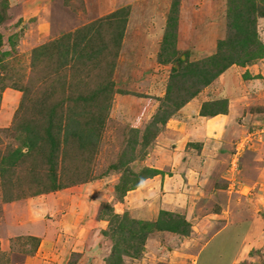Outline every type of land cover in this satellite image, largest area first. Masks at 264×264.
Returning <instances> with one entry per match:
<instances>
[{"label": "rangeland", "instance_id": "1", "mask_svg": "<svg viewBox=\"0 0 264 264\" xmlns=\"http://www.w3.org/2000/svg\"><path fill=\"white\" fill-rule=\"evenodd\" d=\"M18 1L19 3H14L8 10V1L0 0V18H2L0 19V170L4 168L1 164L3 157L10 150L20 146L22 142L21 136L24 133L22 134L18 129L25 124V121L43 134L48 115L45 112L49 108L48 105H45L47 100H50L51 107L56 100L79 95L99 99V101L93 103L90 101V106L98 120H105L103 127L99 125L102 128V143L89 155L87 153L82 155L75 146L70 145L69 160L63 165V169L60 167L58 170V182H63L67 186L66 188H71L62 193L64 197L88 194L92 199L99 201L102 215L100 218L106 220L110 216V208L115 212L112 205L120 201L115 192V186L120 181L122 171L116 172L112 170V165L117 162L127 144L129 129L137 128L139 125L146 127L158 109L159 98L163 97L166 92L171 64L164 65L159 63L157 54L160 46L157 42L161 33L159 29L163 28L165 30L167 26L170 14L168 7L171 9L172 4L175 1L178 2L175 11L177 19L176 47L182 53H186L190 60L196 61L210 55L211 52L208 51L209 45L226 36L228 1L224 8L222 4L211 5L209 3L211 0L206 1V3H203L205 1L192 0V4L189 3V0H142L145 1L143 6L141 0H138L139 2L122 3L120 7L118 3L120 0H30L25 6L26 11L23 6L21 7L20 0ZM103 3H105L104 6ZM154 6H157V8H154ZM122 7L130 9L128 19H132V24H127L118 55H114L115 48L111 49L112 53L107 54L104 52L102 61L96 68L93 63L84 67L82 65L84 63L83 59H76L70 56L72 58L70 66L61 67L60 70L56 68L57 64L63 61V58L60 57L63 47H57L59 40L64 41L67 35L75 33L83 26L100 20ZM222 12L225 13L223 16ZM141 13H147L146 17H143L141 21H137L136 19L140 18L137 15ZM259 24V34L264 41L263 21L261 20ZM98 30L95 29V33H101ZM223 34L224 36H222ZM109 35H106V42L109 46H112ZM202 42L206 43L204 46L207 49L201 50L199 48L200 51L191 49L192 44H201ZM44 45L49 46L45 55L38 59L34 58L35 48ZM97 46H99V43L95 47L98 48ZM195 49L198 50L197 47ZM113 63L116 65L114 70L112 69ZM110 81H114L117 92L114 93L115 88L102 92L101 89H104ZM142 85H148V87L143 90ZM128 94L139 97L138 101L123 100L122 96ZM197 110L196 106H186L181 111V117L178 116L176 118V115L174 116L176 123L188 120L189 125L192 122L190 121L192 120L191 118L193 116L196 117ZM59 119L60 116L59 118L56 117L55 122L59 123ZM239 133V138L243 140L245 133L243 130H239ZM240 144L244 147L242 141ZM158 146L155 142L153 148L155 150L152 149V153H155L154 151L157 150L156 147ZM188 146L191 147L193 145L188 143L185 149L183 150L184 146H182L180 151L185 152ZM257 147L256 154H252V156L260 153L264 154V148ZM149 149L146 150V155L143 159L141 157H144V150L142 151V148L138 146L135 150V159L128 167L136 173L140 172L144 167H149L146 164L150 152ZM247 156V153L244 154V158L239 162L240 166H238V169L239 173L241 172L242 174H239V176L238 172H235V176L233 175L238 180V176L249 178L255 172L258 175L256 177H259L260 171L258 170L261 168L263 170L264 168V163L260 162L258 170L254 164L252 165L253 168L250 169L248 163L244 162L245 159L247 160ZM40 162L36 163L39 169L41 164L44 167V162ZM26 163L18 166V168L13 167V169H10L8 167L6 174L0 175L3 177V180L0 179V185L6 197H4L5 201H7L9 196L15 198L22 195V197L30 196L33 191L39 189V184L37 186L33 178H35L34 175L36 174V179H40L38 174H41L39 173L41 171L39 169H37L38 172L33 171L32 168L36 165L30 164L28 161ZM224 163H228V161L225 159ZM165 165L164 168L166 167ZM163 171L168 172L167 168ZM161 175H163V172ZM228 178H232L231 175ZM259 180L260 183L264 182V178ZM224 181L221 182L225 186L228 182H231V179L226 180L227 183ZM88 182L92 183L85 185ZM46 183V186H48L47 181ZM242 184L239 187L240 189H236V184L232 186V189L235 188L237 190L236 199L238 198L239 201L236 202V208L234 209L233 205L230 213L228 212L230 221L237 218L241 219L244 209L246 212L249 211L248 213L251 216L256 213L251 207V201L244 199L245 197L251 199L250 193L256 191L253 189L250 192V189H243ZM249 186L252 187L253 183L250 182ZM113 189L114 191H112ZM232 191L235 192L234 190ZM260 194L255 198L257 203H263L259 213H257V218L261 217L264 221V202H258ZM212 202H215V200L209 201L207 204L211 205ZM84 203V199H79L76 203L78 205L77 208H79L77 213L79 216L82 213L80 210L85 207ZM200 213L203 217L208 214V212L204 211ZM81 221L84 222L86 220L82 219ZM221 221L225 224L227 219ZM216 225L209 229L208 233L216 232L219 229L217 228L218 224ZM245 227L238 226L237 228L234 226L232 230H226L219 236L218 241H221L224 237H228L231 241L234 237L239 236L240 238L247 231ZM109 228L108 222L105 231H108ZM105 231L103 230L101 233L104 238L107 237ZM206 236L209 238L208 234ZM216 246L217 243L213 242L210 247L204 250L200 264H230L231 255H233L232 247L229 245L228 248L231 252L220 258V256L216 255ZM220 246L221 244H218V247ZM190 247L192 246H188V249ZM168 248V246L166 249L161 248V250L157 251V254L155 253L156 255L154 254L156 256L154 260L156 264H191V261L181 263V261L173 260L176 259L174 256H166ZM180 248H183V246H180ZM193 248L196 251V247ZM262 250L252 249L250 256L238 264H264V253ZM194 251L193 249L190 250L192 254H194ZM127 260H131L130 257H125V264Z\"/></svg>", "mask_w": 264, "mask_h": 264}, {"label": "crops", "instance_id": "2", "mask_svg": "<svg viewBox=\"0 0 264 264\" xmlns=\"http://www.w3.org/2000/svg\"><path fill=\"white\" fill-rule=\"evenodd\" d=\"M7 1L8 10L14 3H19L18 0ZM29 1L20 0L25 11ZM198 1L206 3L209 0ZM125 2L139 1L120 0L119 7ZM144 2L141 0L142 6ZM226 2L227 0H211L209 3L222 4L225 8ZM189 3L192 4V0H189ZM169 10L168 7V12ZM146 14L137 15L140 18L136 20L141 21ZM224 14L222 12V16ZM131 20L128 24H132ZM262 21L264 26V19ZM159 30L161 33L157 43L160 46L164 30L163 28ZM215 43L216 41L209 45L208 51L211 53ZM194 45L191 47L194 51H200L199 48L207 49L204 46L206 43L203 42ZM147 87L148 85H142L143 90ZM122 97L126 101H138L139 98L129 94ZM216 99L228 100V113L216 116L200 115L202 105ZM191 105L198 108L196 117L191 118L192 122L189 125L188 120H182L177 124L175 119L181 117V111L186 106ZM182 110L176 114V118L172 117L165 126L166 129L164 127L156 138V145L159 146L156 147L155 153H152L155 142L149 149L151 153L149 152L146 164L150 168L162 171L163 175L148 178L141 186L129 191L122 201L112 206L118 214L128 213L132 218L144 221H156L162 210L183 215L191 224L190 234L156 231L146 241V253L144 252L138 259L130 258L126 264H156L154 260L157 251L161 248L166 249L167 246L168 253L165 255L174 256L176 259L173 260L200 264L204 250L213 242L217 243L216 255L220 258L226 256V253L233 252L230 264H238L248 258L252 249H263L264 253V221L261 217L257 218L263 203L255 201L261 193L258 202H264V182L260 183L259 180L264 178V168L258 170L260 162L264 163V154L252 156L256 154L257 146L264 148V59L246 67L237 65L230 67ZM137 128L145 127L139 125ZM239 130L245 133L243 140L239 138ZM241 141L244 147L240 144ZM188 143H192L193 146H188L185 152H181L182 146L184 150ZM246 153L248 156L244 162L248 163L250 169L253 168V164L256 165V169L260 171L259 177H256L257 172L249 178L239 177V174H242L239 173V162ZM225 159L228 163H224ZM164 165L168 172L163 171ZM235 172H238L240 181L234 177ZM229 175L232 178H228ZM230 179L231 182L227 183L226 180ZM221 181L227 184L224 186ZM250 182L253 183L252 187L249 186ZM89 183L92 182L85 185ZM241 183L243 189H250V192L255 189L256 192L250 193L251 199L249 197L244 199L251 201V207L256 213L251 216L249 211L246 212L244 209L241 219L230 221V209L233 205L235 209L236 202L239 201L236 199L238 194L236 189ZM234 185L236 189H232ZM70 189L64 188L26 197L22 195L7 198L5 201L0 185V264H106V258L112 251V241L109 237L104 238L101 235L108 226V221L100 218L101 203L88 194L64 197L62 193ZM79 199L85 200V207L80 210L81 216L77 214L79 208L76 203ZM212 200L215 202L207 204ZM202 211L208 214L203 217L200 213ZM82 219L86 221L82 222ZM225 219L227 222L223 224L221 220ZM216 224L219 229L214 233H208L209 229L217 226ZM234 226L237 228L243 226L247 231L240 238L239 236L232 238V241L228 237L218 241L223 232L232 230ZM218 244L221 246L218 247ZM229 245L232 247L231 251ZM188 246L192 247L188 249ZM193 247H196V251ZM192 249L194 254L190 252Z\"/></svg>", "mask_w": 264, "mask_h": 264}, {"label": "trees", "instance_id": "3", "mask_svg": "<svg viewBox=\"0 0 264 264\" xmlns=\"http://www.w3.org/2000/svg\"><path fill=\"white\" fill-rule=\"evenodd\" d=\"M227 1L226 36L216 41L215 48L210 55L196 61L190 60L186 53H182L176 47L175 11L178 2L175 1L172 4L157 54L160 64H171L165 95L159 98L158 109L144 129H129L127 144L117 162L112 165V170L122 171L120 181L115 186V192L120 201L129 191L141 186L148 178L162 174V171L150 167H144L138 173L128 167L135 159V150L138 146L142 148V151L144 150V157H141L144 159L146 150L154 144L169 120L204 89L212 85L226 70L234 65L246 67L264 59V41L259 34V22L264 19V0ZM129 16L130 9L122 7L100 20L83 26L75 33L67 35L64 41L59 40L57 47H63L60 55L63 61L58 63L56 68L60 70L61 67L70 66L72 60L70 56L83 59L84 67L93 63L96 68L102 61L104 52L112 53L111 49L115 48L114 55H118L125 29L129 23ZM95 29H99L101 33H95ZM107 34H110L112 46L106 42ZM97 43H99L98 48L95 47ZM48 47L44 45L35 48L34 58L38 59L45 55ZM115 67L113 63L112 69L114 70ZM110 88H115L114 81L108 82L101 91L105 92ZM116 92L115 88L114 93ZM90 101L93 103L99 99L79 95L56 100L51 107L50 100H47L45 105L49 108L45 112L48 115L43 134L25 121L23 127L18 129L22 134L24 133L21 136L22 142L20 146L10 150L3 157L1 164L4 168L0 170V175H5L8 167L18 168L22 164H27L26 161L36 165L32 169L38 172L39 168L36 163L41 161L44 162V167L42 164L39 166L40 179H36V174L33 178L34 183L36 182L37 186L39 184V189L33 191L30 196L66 188L63 182H58V170L60 167L63 169V165L69 160L70 145L75 146L82 155L86 153L89 155L102 143V128L99 125L103 127L105 120L96 118ZM58 110L60 122L56 123L55 118H59ZM227 113V99L205 102L200 111L202 116ZM0 178L3 180V177L0 176ZM46 181L48 186H46ZM12 198L15 197L9 196V199ZM106 221L109 222L110 228L105 231V235L112 241V251L106 258V264H125V257L141 258L146 250L148 237L156 231L181 235H189L191 231V224L183 215L164 210L160 212L156 221H144L134 219L128 213H115L110 208V216Z\"/></svg>", "mask_w": 264, "mask_h": 264}]
</instances>
